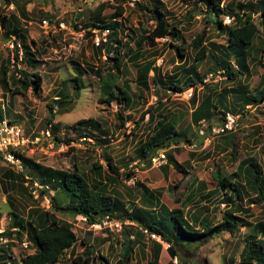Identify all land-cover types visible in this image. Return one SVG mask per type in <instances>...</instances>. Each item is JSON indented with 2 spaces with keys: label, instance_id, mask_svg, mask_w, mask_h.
Returning <instances> with one entry per match:
<instances>
[{
  "label": "rangeland",
  "instance_id": "obj_1",
  "mask_svg": "<svg viewBox=\"0 0 264 264\" xmlns=\"http://www.w3.org/2000/svg\"><path fill=\"white\" fill-rule=\"evenodd\" d=\"M262 3L263 0H222L220 8L237 12L238 6H242V14L251 10L259 35L264 38ZM257 4L261 9L255 10ZM142 6L148 9H141ZM156 7L161 9L170 25H178L181 30L185 43L173 44L182 49L183 57L171 46L169 38L156 39L154 47L142 40L156 27ZM207 8L203 0H0V113L7 119L21 116L25 121L21 125L25 136L31 141L40 139L23 153L28 160L22 173L23 182L11 176L3 177L11 169L0 162V232L11 229L15 220H22L26 225L37 209L50 210L55 212L57 220L72 225L78 242L76 256L85 257L90 250L91 257L96 258L95 264L119 262L128 248L124 234L89 231L77 216L56 212L41 194L38 198L33 195V184L43 185L48 169L69 171L77 165L88 182L94 184L95 180L100 181L93 174L95 164L103 168V184L110 186L109 191L114 190L112 194L128 212L132 209L148 210L165 220L166 217L160 215H163V209L154 208L143 198L141 186H146L168 210H176L177 216L187 218L186 215L195 214L201 218L208 217L215 224L222 222L230 207L223 201L226 193L217 189L220 179L214 175L220 172V176L225 178L236 174L243 161L254 158L262 166L264 176V102L258 105L245 103L248 95L255 93L257 88L264 89V59L261 63L258 60L252 62V58L247 56L246 65L239 63L237 54L227 50V35L208 25ZM121 11L122 15H118ZM227 15H221L220 21L229 25ZM12 16L19 18L20 22L9 21ZM3 18L7 20V29L1 25ZM44 20L51 23L48 31L42 29ZM115 21L119 22L117 30L109 29V34L104 37L107 29L99 26ZM231 21L233 24V18ZM59 24H64L65 28ZM204 30H207L204 46L208 53L202 64L195 61L193 42ZM9 34L16 37L24 49L32 50L39 62L30 66L23 61L15 68L11 67L13 56L6 46ZM53 34L55 37L48 46L44 43L39 45L41 37ZM118 42L122 44L118 50L119 61L114 62L112 59ZM139 44H142L140 48ZM104 48L112 54L109 61ZM227 53L228 56L225 55ZM148 62H156L147 79L143 78L149 89L141 86L140 77L141 67ZM225 62H229L236 73L239 72L234 82L227 79L222 65ZM115 63L119 65L118 70L113 68ZM4 67L8 68L6 76ZM16 70L25 71L29 75L28 82L35 80L34 76L38 74L42 79L41 88L36 91V84H32L25 95L18 94L23 89L15 80ZM174 84L185 88V91H177ZM107 85L112 87L117 97L110 104L107 101L110 97L102 89ZM4 96L5 99L2 98ZM209 101L211 120L206 121L205 127L222 125L228 114L237 118V125L228 137L212 138L209 134L210 140L206 139L201 145L200 136L208 133L205 132L207 128L202 135L192 113ZM49 105H53L55 112L53 122L47 124ZM149 110L154 116L151 122ZM120 113L126 118L125 127L118 119ZM160 115L177 123L181 143L177 148L158 153L166 156L162 166L141 168L139 161L144 159L139 154L141 142L156 122L163 119ZM82 120L88 121L79 124ZM58 122L61 127L54 131V124ZM48 130L50 137L44 135ZM55 135L62 139V143H56ZM67 140L72 141L67 143ZM186 140H191L193 145ZM171 154L189 170L187 176L164 167ZM107 158L122 175L115 186L110 181L117 177L110 172ZM130 169L141 186L138 183L131 188L127 185L123 176ZM236 179L242 186L241 205L243 209H249L246 213L236 212V215L252 224L264 222V201L250 203L257 196L245 186L241 177ZM49 192L61 206L67 204L64 191L50 189ZM117 216L124 221L120 211ZM125 222L132 224L129 220ZM139 228L147 229L144 226ZM11 230L17 232L18 229ZM199 232L197 245L177 248L178 264H239L246 246L252 241L250 227L242 223L233 233ZM25 237L23 242L14 236L10 240L14 242L11 255L18 261L35 251ZM139 240L130 246L129 264L153 262L154 243L159 242L147 236ZM25 243L29 244L28 249L24 247ZM168 250L163 247L159 264H174ZM70 254V250L67 251L57 264H71L73 257L70 258Z\"/></svg>",
  "mask_w": 264,
  "mask_h": 264
},
{
  "label": "trees",
  "instance_id": "obj_2",
  "mask_svg": "<svg viewBox=\"0 0 264 264\" xmlns=\"http://www.w3.org/2000/svg\"><path fill=\"white\" fill-rule=\"evenodd\" d=\"M204 3L207 4L208 8L205 11L207 15L208 25L214 26L221 33L227 35L228 38V51L232 53H236L238 56V62L246 65V57H251L252 62H256V60L261 63L264 59V38L259 35V27L253 21V16L251 10H248L247 13H240L243 9L242 6H238L237 12H229L221 7L222 0H203ZM161 5L160 3H158ZM139 5V4H138ZM262 13H264V0L262 3ZM140 6V5H139ZM255 10L261 9V5L257 4ZM141 9L147 10L145 6H142ZM156 16L154 17L156 20V27L149 35H147L142 40L144 42H148L151 47L157 45L156 39L169 38L171 40V46L174 47L179 55L183 57L182 49L179 46H175L173 42H181L185 43L183 40L182 32L178 28V25H170L165 18L164 13L160 8L156 7ZM245 9H248L246 7ZM252 9V7H249ZM23 16L25 13L22 12ZM228 14V15H227ZM122 15V11L118 14ZM221 15H227L231 19L233 18V24L226 25L224 22L220 21ZM264 19V17H263ZM13 21L15 24H18L19 18L16 16H12L9 21ZM232 22V21H231ZM7 20L3 18L1 21V25L4 29H7ZM107 25V26H106ZM99 26L100 29H111L117 30L119 27V22H111ZM264 26V22H263ZM17 33V32H15ZM11 36V35H10ZM207 36V30L202 31L193 42V47L196 50V59L195 61L198 63H204L207 57L208 50L204 46V40ZM9 37V36H8ZM110 42V41H109ZM106 43L105 45L109 44ZM119 45H122L121 42H118L115 47V56L112 60L114 62L119 61ZM142 44L138 45L140 48ZM103 47V46H102ZM113 48V47H112ZM105 53L109 56L108 61L111 60V53L108 52L107 49L104 48ZM229 53L225 54L228 56ZM262 55V56H261ZM262 59L260 60V58ZM16 60L18 57L16 56ZM26 65L29 64L32 66L33 64H37L39 62L36 59V55L30 51L29 48H25V56L24 60ZM156 62H148L144 66L141 67V86L148 88L147 79L149 74L153 71V67ZM226 69L227 79L230 81H235L238 79L239 72H235L233 67L229 62H225L222 64ZM262 66L264 68V62H262ZM12 67V64H11ZM118 63L114 64L116 70L119 68ZM8 72V68L4 67L3 74L6 76ZM114 74V73H113ZM101 75V74H99ZM111 76V75H110ZM14 77L21 85L23 91H19L18 94L25 95L32 84H36V91L41 88L42 79L36 74L34 76L35 80L32 79L29 82V75L25 71H16ZM102 78V76H100ZM113 77V76H111ZM144 78V79H143ZM6 79V78H5ZM115 80V79H113ZM109 81H112L110 79ZM203 81V80H202ZM5 83L8 85V82L5 80ZM174 87L177 91L183 92L185 88H182L179 85L174 84ZM104 90V94L109 96L108 103H113L116 100V96L113 92L112 87L110 85L102 88ZM258 90L251 95H248L245 103L248 105L249 103L253 105H258L262 101L264 102V89L257 88ZM17 90H19L17 88ZM61 105H64L61 102ZM209 106H211V102H206V104L198 106L194 112L192 113L193 121L197 123V127L202 120L209 121L211 120V113ZM243 108V106H242ZM50 118L46 120L47 124L53 122L54 119V109L53 105H49ZM150 110L149 113L150 114ZM149 122L153 121L154 116L152 113L150 114ZM225 116V115H224ZM162 120H158L153 127L152 131L145 137V140L141 142L140 148V157H143L141 163L148 164L150 166V160L158 155L159 152L168 150L172 147H179L180 141V132L178 131L177 123L171 119L168 120L166 116L162 117ZM118 119L125 127L126 118L120 113L118 114ZM144 118L142 117V120ZM88 120H82L79 124H84ZM225 122V121H224ZM58 123L54 124V131H59L61 125ZM206 132H208L205 136H200L201 145L203 142L211 136V129L213 126H208ZM197 133V132H196ZM231 133H227L221 135L220 137H228ZM199 136V134H197ZM56 143H62V139L55 135ZM72 140H67L69 143ZM189 145H193L191 140H186ZM25 163L28 161L25 159V156H20ZM107 165L110 169V172L115 174L117 178H111V184L114 186L119 183L121 174L119 173L116 166H114L113 162L107 158ZM32 165V162H29ZM7 166V165H6ZM167 169L173 168L176 172L181 175L187 176L189 170L184 167L183 164L177 161L175 155H170L167 159V165L164 166ZM146 168V167H145ZM39 169V168H38ZM102 166L95 164L94 165V173L100 181L95 180L94 184H90L86 177L81 172L80 168L75 165L73 170L69 171H53L52 169L46 170L48 173L47 178L42 180L43 185L48 186L49 190L41 191V197H48L51 204V209L56 212H66L70 213L74 216L82 215L88 219L90 224L99 222L104 216L111 215L112 217H116L118 211H120L123 215V220L132 221V224L125 226V230L123 234L125 235L126 242H128V248L125 251L122 259L116 264H129L131 261V248L130 246L134 243H139V239H143L145 234L141 231L144 226L151 233L160 236L161 240L167 242L171 245L169 248L170 255L175 258L179 257V252L177 248L187 249L192 245L198 244V237L200 235V230H203V233H209L211 231H228L233 233L241 223L250 227V236L251 242L246 246L245 253L241 256V261L239 264H264V222L258 224H252L246 220H243L241 217L236 215V212L246 213L249 209H243L241 205L242 194L240 189L242 188L240 182L237 181L236 178H242L245 186L253 190L254 195H256V199L250 200V203H256L264 201V176L262 166L257 163L256 159L248 158L243 161L239 166L236 174L222 177L220 176V172L214 175L215 178H219L220 181L217 182V189L225 191L226 195L223 198V201L227 204L230 209L226 211L223 216V220L220 224H215L210 218L205 217L201 218L200 216L194 215H186L187 218L177 216L176 210H168L167 207L161 204L158 199L154 198L152 191L146 186H141L143 189V198L149 203V205L155 207L162 208L163 210L161 216L166 217L165 220L157 218L153 212L148 210H135L132 209L131 212L126 211L118 199L115 197L114 190H110V186L108 184H103L101 181L102 175ZM14 171V172H13ZM11 168L10 171L6 172L3 177L9 178L14 177L15 180L24 181V176L22 173L16 172ZM134 172L132 169L128 171L126 176H123L127 180L134 176ZM179 185V184H177ZM179 187V186H176ZM50 189L52 191L61 190L64 191V194L68 198V202L65 206H61L58 203V200L55 196H52L49 192ZM117 193V192H116ZM227 193H229L227 195ZM259 200H258V199ZM160 205V206H159ZM132 208H135L133 206ZM155 210V209H154ZM153 210V211H154ZM134 211V212H133ZM181 212V211H180ZM182 213V212H181ZM148 215V216H145ZM183 216V213H182ZM118 217V216H117ZM251 217V216H247ZM57 216L55 212H50V210L45 209H37L35 210L32 218L24 225V221L15 220L11 229H18L17 232H12L11 229L5 230L0 234V239H9V242L6 244H0V264H57L64 254L70 250V258L71 264H95L96 258L91 257L90 250L86 252V256H76L75 249L77 246V237L73 232V227L71 224L65 221L57 220ZM249 219V218H248ZM138 222V225L136 224ZM241 222V223H240ZM240 223V224H239ZM200 229V230H199ZM260 235L261 238L257 239ZM15 237L19 242H23L24 238L31 243L32 247L35 248L34 253L26 254L19 261L15 259L12 255V247L14 242H10L12 237ZM134 238L131 239V237ZM85 244V241H82ZM154 261L148 264H159L160 254L163 250V245L161 243H154ZM170 264V263H169Z\"/></svg>",
  "mask_w": 264,
  "mask_h": 264
},
{
  "label": "built area",
  "instance_id": "obj_3",
  "mask_svg": "<svg viewBox=\"0 0 264 264\" xmlns=\"http://www.w3.org/2000/svg\"><path fill=\"white\" fill-rule=\"evenodd\" d=\"M226 18L229 21V24H231L230 17L226 16ZM59 26L63 29L65 28L64 24H59ZM51 28V23L47 20H44L42 22V29L45 31L50 30ZM109 30H106L104 33V37H107L109 34ZM10 38L6 42V46L11 52H13V58L11 60V64L13 65V68H15L16 64L22 63L24 60L25 56V49L23 48L22 44L19 43L16 39V37H13L12 35L9 36ZM103 40H105L103 38ZM99 44V42L97 43ZM16 56L18 57V60H16ZM17 71V70H16ZM19 71V70H18ZM192 94L190 95V97ZM206 121L202 120L199 123L200 126V133L203 135ZM237 125V118L234 116H231L230 114L227 115V118L225 122H223L222 125L219 126H213L211 129V137H220L221 135L231 133L235 130V126ZM208 129V128H207ZM47 137H50V131L48 130L46 133H44ZM40 139H35V141H31L28 137L25 136V132L22 129L21 126L12 123L10 120H8L6 117L0 120V162H3L7 166L11 167L18 173H24L25 172V166L22 158L20 157L23 155L24 151H26L30 145H34L36 141L38 142ZM207 140H210L207 138ZM166 156L165 154H158L154 156L150 160V165L151 167H160L165 163ZM148 164L141 163L140 167L145 168L147 167ZM138 179L133 176L132 178L128 179L126 181L127 185L131 187H136ZM33 195H35L37 198L41 194V191L43 190H49L48 186L44 185H39L38 183L33 184ZM47 200V203L50 204V200L48 197H45ZM51 205V204H50ZM80 222L85 223L88 226L89 231H109L110 233L113 234H121L124 230L125 226L130 225L131 223L129 222H123L119 219L113 218L112 216H105L103 219H101L97 223L90 224L88 222V219L86 217L77 216ZM142 232L147 236L148 238H152V240H157L162 243V245L166 248H170L171 245L167 242H163L160 240V237L157 235L151 233L148 231V229H143ZM2 232H0L1 234ZM134 237H131V239ZM8 239H0L1 244H6L8 243ZM24 247L26 249L29 248V244L25 243ZM174 264H178V258H174Z\"/></svg>",
  "mask_w": 264,
  "mask_h": 264
},
{
  "label": "crops",
  "instance_id": "obj_4",
  "mask_svg": "<svg viewBox=\"0 0 264 264\" xmlns=\"http://www.w3.org/2000/svg\"><path fill=\"white\" fill-rule=\"evenodd\" d=\"M46 33V32H45ZM47 34V33H46ZM10 35H12V34H9V36ZM32 36H31V38H35V36H33V34H31ZM48 35V34H47ZM8 37V36H7ZM55 36H54V34L53 35H49V36H45V37H41V44H39V45H42L43 43H44V45L45 46H48L49 45V43H51L52 41H53V38H54ZM58 37V36H57ZM9 38V37H8ZM34 41L36 42V43H38L35 39H34ZM38 45V44H37ZM39 47H37V49H38ZM11 52V51H10ZM10 55V54H9ZM8 55V56H9ZM13 55V52H11V56ZM3 99H5V96L4 97H2ZM29 101L30 102H32L31 101V99H29ZM6 116H4V115H2L1 113H0V120H2L3 118H5ZM7 118V117H6ZM12 123H15V124H17V125H19V126H21L22 124H24L23 122H25L24 121V119L20 116V117H18V116H14V117H12V116H10L9 118H8ZM21 122V123H16V122ZM23 126V125H22ZM3 163V162H2ZM3 165H5L6 166V164H3ZM9 169H11L9 166H7ZM1 227V226H0Z\"/></svg>",
  "mask_w": 264,
  "mask_h": 264
},
{
  "label": "clouds",
  "instance_id": "obj_5",
  "mask_svg": "<svg viewBox=\"0 0 264 264\" xmlns=\"http://www.w3.org/2000/svg\"><path fill=\"white\" fill-rule=\"evenodd\" d=\"M205 121H206V120H205ZM10 168H11V167H10ZM81 216H82V215H81ZM106 216H107V215H106ZM109 216H111V215H109ZM104 217H105V216H104ZM104 217H103V218H104ZM103 218H102V219H103ZM113 218H116V217H113ZM116 219H117V218H116ZM123 222H124V221H123ZM86 226H87V225H86ZM124 229H125V227H124ZM142 230H143V229H142ZM142 230H141V231H142ZM148 231H149V230H148ZM106 232H109V231H106ZM123 232H124V230H123ZM123 232H122L121 234H123ZM109 233H110V232H109ZM117 235H118V234H117ZM132 237H134V236H132ZM158 237H160V236H158ZM160 240H161V237H160ZM155 241H156V240H155ZM161 241H162V240H161ZM158 242H159V241H158ZM163 242H164V241H163ZM159 243H161V242H159ZM161 244H162V243H161ZM163 247H164V246H163Z\"/></svg>",
  "mask_w": 264,
  "mask_h": 264
}]
</instances>
